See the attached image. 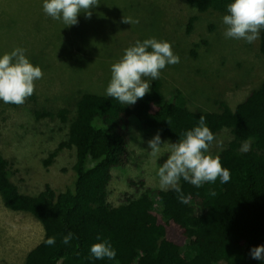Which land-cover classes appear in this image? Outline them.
<instances>
[{"label":"trees","instance_id":"obj_1","mask_svg":"<svg viewBox=\"0 0 264 264\" xmlns=\"http://www.w3.org/2000/svg\"><path fill=\"white\" fill-rule=\"evenodd\" d=\"M197 13L223 16L231 0H181ZM198 19L189 18L188 32ZM214 29L211 27L210 31ZM257 43L264 60V31ZM160 80L137 103L122 105L106 95L79 88L70 108L33 110L35 119L59 120L66 139L43 161L48 166L59 152L74 149L72 188L55 192L48 185L36 196L18 191L11 182L10 162L0 155V197L4 206L28 213L40 223L41 241L24 264H264L250 251L264 245V81L233 109L217 101L215 111L188 108L180 90L170 98ZM203 116L216 138L228 131L230 140L212 154L231 172L226 184L195 186L181 179L188 204L178 193L147 186L144 178H126L119 205L108 201L113 171L129 162L128 147L135 125L177 142ZM250 150L241 152L244 142ZM166 160H158L159 166ZM215 192V196L210 192ZM72 233L68 245L63 237ZM55 236L56 243H44ZM97 236L111 241L115 260H96L90 247Z\"/></svg>","mask_w":264,"mask_h":264},{"label":"rangeland","instance_id":"obj_2","mask_svg":"<svg viewBox=\"0 0 264 264\" xmlns=\"http://www.w3.org/2000/svg\"><path fill=\"white\" fill-rule=\"evenodd\" d=\"M98 3L90 10L91 17L81 13L76 25L65 27L44 14L42 0H0V53L24 47L43 72L24 104L0 101V155L10 162V180L20 193L36 196L46 185L58 193L74 183V149H64L48 166L43 164L66 139L63 125L59 120L35 119L32 111L70 108L79 88L106 95L111 65L137 40L156 37L171 42L180 62L162 70L158 80L166 98L180 90L193 111H215L217 101L233 109L264 81L257 43L226 39L218 14L200 15L181 0ZM194 15L198 19L188 32L187 23ZM124 17L139 23H125ZM133 127L129 162L112 173L108 201L113 206L130 191L126 178L142 177L147 186L161 189L156 171L158 160L169 155L168 146L161 145L159 158H152L148 141L158 132ZM229 140V132L222 131L210 145V154ZM42 230L30 214L7 209L0 197V264H24L28 251L41 241Z\"/></svg>","mask_w":264,"mask_h":264},{"label":"clouds","instance_id":"obj_3","mask_svg":"<svg viewBox=\"0 0 264 264\" xmlns=\"http://www.w3.org/2000/svg\"><path fill=\"white\" fill-rule=\"evenodd\" d=\"M98 4V0H42V10L52 20L70 27L78 23L81 13L91 17L90 10ZM124 22L133 25L138 24L139 19L124 17ZM221 23L226 39L254 43L264 31V0H231L226 5ZM179 62L180 57L174 52L171 42L156 37L137 40L111 65L105 94L122 105H134L150 92L152 81L161 77L162 70ZM42 77L41 67L29 59L26 48L17 46L9 52L0 53V101L3 103L24 104L26 98L33 95L35 82ZM214 141L216 136L203 116L196 126L186 130L175 143L162 142L161 135L155 134L148 141L151 149L149 155L158 159L164 145L168 146L169 152L167 159L156 171L161 190L175 191L179 201L188 204L190 197L182 192L181 179L196 188L205 183L214 184L217 179L221 184L228 183L231 179L230 170L222 166L219 155L213 156L209 152ZM249 150L250 142L246 141L240 151L246 153ZM210 195L215 196V192H210ZM72 239V233H68L62 243L68 245ZM96 239L98 242L90 247V258L115 260L117 253L111 241L101 236ZM44 243L53 246L56 237H48ZM250 255L255 261H264V245L251 249Z\"/></svg>","mask_w":264,"mask_h":264}]
</instances>
